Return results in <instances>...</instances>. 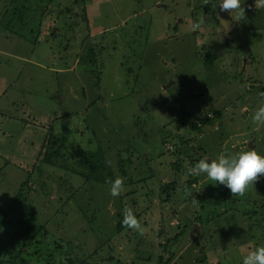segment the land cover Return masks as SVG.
Instances as JSON below:
<instances>
[{"label":"rangeland","instance_id":"rangeland-1","mask_svg":"<svg viewBox=\"0 0 264 264\" xmlns=\"http://www.w3.org/2000/svg\"><path fill=\"white\" fill-rule=\"evenodd\" d=\"M241 3L246 18L237 20L219 0H0L1 209L34 165L45 167L49 129L70 131L67 149L28 180L38 193L25 194L28 202L9 216L10 231L29 211L50 229L31 264H242L264 246V189L250 185L233 196L206 174H188V157L252 148L264 156V126L252 121L264 104V9ZM10 7L21 22L13 11L7 16ZM91 43L100 51L96 65L87 62ZM207 115L213 120L205 124ZM178 137L187 157L177 154ZM91 167L104 182L85 179ZM117 176L124 189L113 197L109 181ZM126 206L141 230L121 224ZM254 210L263 218L249 222L243 213Z\"/></svg>","mask_w":264,"mask_h":264},{"label":"trees","instance_id":"trees-1","mask_svg":"<svg viewBox=\"0 0 264 264\" xmlns=\"http://www.w3.org/2000/svg\"><path fill=\"white\" fill-rule=\"evenodd\" d=\"M15 1L18 2V0H15ZM25 1L29 3L31 0H24V2ZM38 1L43 2V0H38ZM50 1L51 0H49V2ZM40 8L41 7L39 6V10H41ZM11 11H13L12 14L16 19L19 18L20 22L23 20L22 14L21 13L17 14L19 12L18 8H14L12 10V8L10 7L6 11L7 16L10 14ZM43 12L45 13V15H47V13H49L48 9L43 11ZM44 21H42V22L44 23ZM8 24L10 25L9 22H8ZM51 27L52 26H50V28ZM70 28L75 29L76 27L74 25H71ZM40 29H41V27H40ZM39 36H41V34ZM55 36H56V33L51 35V37H55ZM82 44H83V42H82ZM99 53H100V51H99V48L96 46V44L91 43L89 45V47H87V51H86L87 62L95 64V65L98 64V60L100 58H97V57H98ZM210 57H211V59L207 58L205 60L207 64H211L216 59L215 55H211ZM212 112H214V114L217 113L215 111H212ZM193 115H195V113ZM184 116H185V119L187 121L191 120V115L185 114ZM211 120H213V119H211ZM211 120H209L208 115L201 119V121L205 124L208 123V121L210 123ZM186 124L187 123L183 122V123L179 124V126H177V128L182 129L183 126H185ZM193 129L201 130L200 126L199 127L196 126L195 128L193 127ZM56 134H57V132L55 131V129L50 128L48 140L41 147L40 155L43 157L42 163L44 164L45 167H47V165L51 164V159L53 160L54 158L58 157V155L61 151L60 150L61 148H63V149L65 148L64 150L67 149L66 148L67 135L70 134V131L66 130L61 134H57V135H61V136L64 135L61 142H59L57 140ZM185 145H186V142L184 141V139L182 137H178V145L176 146V151H177L178 156H179V154L185 155V153L183 151L186 148ZM205 151H206V149H205ZM119 153H120V154H118L119 169L122 172V174L128 175V172L126 170V167H127L126 163H128V162L130 163V161L123 158L121 150H119ZM206 153H207V151H206ZM101 154L103 155L102 152H101ZM87 156L89 159H93L94 157H97V155L94 156L91 153H87ZM188 158H191L189 167L194 165L198 161L192 157H188ZM98 164L101 165L100 162H98ZM45 167L36 168V166L34 165L33 171H34V169H45ZM101 167H103V165H101ZM185 167H186V164H185L184 160H182V159L181 160L177 159V161L174 164V170L177 173L178 172H181V173L184 172ZM97 170H98V168L91 167L89 170H87V174L85 175V177H86L85 179L88 182H92V181L96 182V179H97V181L104 182L105 180L102 177H99V176L97 177V175L95 174V172L98 173ZM33 171H32V173H30L31 171L27 172L29 174L28 180L33 176ZM28 180L22 184L21 190H19V193L15 196V199L12 202V204L10 205L9 209L5 211V210L0 208V264H31L30 261H31L32 257H36L37 261H38V258L43 256L42 255L43 253H42V250L40 249V247L42 246L43 241L49 237L50 229L47 227V224L45 225V224L39 223V221H38L39 218L35 212L29 211L27 217H25V216L23 218L19 217V219L17 220V222L15 224L16 227L11 229V231L7 229L8 225H9V219H10L9 216L12 212V209H15V207H17L18 204H25L28 202L26 200V198H24V195L25 194L30 195L32 193H35V194L38 193V190L34 189L32 187L31 182L29 184ZM132 183H134V182H132ZM258 183H259V185H258ZM255 185L257 186L258 190L264 189V175H262L260 177V179L256 182ZM178 186H179V183H177V181L172 182L165 187L164 192L167 193L168 195H171L172 193H174L176 191ZM254 188H255V186H254ZM243 216L247 220H249V222H250V221H253L255 218L259 217V212L257 210H254L248 214L243 213ZM259 218L262 219L263 217H259ZM262 221H264V220H262ZM121 224H122V222H121ZM121 224H119V226H118L119 232H121V227H122ZM254 236H256V233L253 234V237ZM39 239H41L43 241H41ZM60 248H62V247L58 244L57 249L59 250ZM26 251H28V252H26ZM96 254L97 253L95 252L93 255H96ZM53 256L54 255H51L50 257H53ZM49 263L52 264V262H49ZM67 264H91V263H89V261L84 259V258L81 260H76V258L74 260V259L70 258L69 262H67Z\"/></svg>","mask_w":264,"mask_h":264},{"label":"clouds","instance_id":"clouds-1","mask_svg":"<svg viewBox=\"0 0 264 264\" xmlns=\"http://www.w3.org/2000/svg\"><path fill=\"white\" fill-rule=\"evenodd\" d=\"M206 6L210 0H202ZM219 8L222 12H228L232 17L235 14L237 20L246 18V10L242 6L241 0H219ZM254 7L258 10L264 9V0H254ZM203 20L192 25L194 30L201 27ZM264 95V94H262ZM252 121L257 126H264V104L259 106L252 116ZM210 161V162H209ZM188 174L200 176L206 174L207 179L215 181L217 184L226 186L233 196H244L250 185L264 175V156L256 149L241 150L235 154L228 155L221 152L217 158L209 159L205 156L199 159L194 165L188 168ZM110 194L113 197L119 196L124 189V179L117 176L115 180H110ZM198 204L197 199L193 200ZM123 225L134 230H141V225L135 216L133 209L126 206L124 211ZM141 234H143L141 232ZM242 264H264V246L249 250L243 257Z\"/></svg>","mask_w":264,"mask_h":264}]
</instances>
